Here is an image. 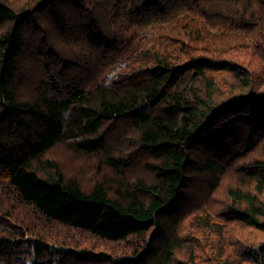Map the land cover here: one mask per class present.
I'll list each match as a JSON object with an SVG mask.
<instances>
[{
    "label": "trees",
    "instance_id": "16d2710c",
    "mask_svg": "<svg viewBox=\"0 0 264 264\" xmlns=\"http://www.w3.org/2000/svg\"><path fill=\"white\" fill-rule=\"evenodd\" d=\"M185 15L246 44L146 38ZM0 227V264H264V0H0Z\"/></svg>",
    "mask_w": 264,
    "mask_h": 264
},
{
    "label": "rangeland",
    "instance_id": "374dc122",
    "mask_svg": "<svg viewBox=\"0 0 264 264\" xmlns=\"http://www.w3.org/2000/svg\"><path fill=\"white\" fill-rule=\"evenodd\" d=\"M146 31L148 34L149 32H151L154 35L155 37L154 39L156 40L157 46L161 45L158 47H161L162 49H170L173 48L174 46L187 43L192 46L218 50V49H226L235 45L246 44L247 41L242 31H234V30L211 31L206 28L202 20L192 18L189 15L179 17L178 19L173 20L169 23L153 25L152 27L148 28ZM150 34L146 38L149 39L153 36L152 34L150 36ZM37 48L38 46L35 45L34 46L35 53H38ZM41 57L42 55H39L37 58H41ZM52 155L56 158V160L61 162L68 176L78 175L79 177H82V180H84L83 177L87 176L86 178L90 179L89 177L92 176L93 174L90 173V168H92V166L95 164L94 159L92 160L90 158L88 160V157H85L80 152H74L70 149L68 150V147L66 145L64 146L61 144L60 146H58L55 150H53ZM93 178L94 177H92V179ZM17 208L21 210V207L19 205L17 206ZM22 211L23 212H21V214L23 215L26 212V209ZM7 221H9V223H12V221L10 220ZM42 227L50 228L46 225ZM229 232L232 233L234 231H229ZM1 234L2 232L0 233V235ZM244 234H247L253 239L259 238L258 231L245 232ZM74 235L75 236L73 235L71 236L66 235V236H68L67 238H69V240L72 241L73 243L76 242L84 243V244L90 243V244H96L98 246H103V245L106 246V244L101 243L99 241L90 240V237L84 234L77 233ZM109 245L115 247V245L112 244Z\"/></svg>",
    "mask_w": 264,
    "mask_h": 264
}]
</instances>
